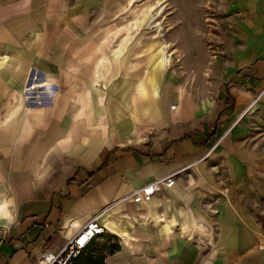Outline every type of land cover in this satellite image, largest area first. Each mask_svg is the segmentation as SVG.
Segmentation results:
<instances>
[{
    "label": "crops",
    "instance_id": "obj_1",
    "mask_svg": "<svg viewBox=\"0 0 264 264\" xmlns=\"http://www.w3.org/2000/svg\"><path fill=\"white\" fill-rule=\"evenodd\" d=\"M22 6V0H0V31L7 17L22 13ZM249 12L238 22L229 56L221 61L226 62L221 78L209 93L183 91L178 73L165 71L163 59V66L153 70V53L146 60L148 70L145 67L140 74L135 64L129 67L127 75L141 83L134 86L136 93L127 88L126 100L119 90L112 93L116 99L109 118L104 117L102 105L76 109L66 98L74 93L71 88H63L62 97L58 92L48 103L27 108L22 102V67L16 69L15 58L10 67L4 66L0 56V264H33L43 252L59 251L98 212L104 232L74 264H129L137 250L144 257L134 264H154L150 253L158 256V264L264 263L260 246L264 235L257 223L264 213H254L259 207L246 198L253 192L259 199L264 169L257 165L263 164L239 150L247 131L245 121L236 125L252 108L256 112L264 108L258 103L264 101L260 99L264 96V5L255 3ZM10 43L0 40V49ZM39 87L52 92L48 84ZM226 136L223 149L240 153L229 158L234 182L227 192L239 189L241 195L237 199L226 195L225 212L218 220L217 240L224 241L225 252H217L215 261H200L198 247L183 239L184 234L191 238L183 221L197 218L193 208L197 209L200 180H206L204 191L220 183L214 166L204 162L215 142ZM172 172H177L174 185L150 200L132 201L129 194L134 188ZM167 208L173 209L165 217L162 211ZM153 217L158 218L159 233L145 230L146 221ZM176 224L183 228L179 231ZM174 229L180 236L167 248V236ZM114 235L120 240L131 236L129 245L119 241L122 250L110 245L108 239ZM147 239L158 243L146 248ZM133 240H141L137 242L141 248H130Z\"/></svg>",
    "mask_w": 264,
    "mask_h": 264
},
{
    "label": "rangeland",
    "instance_id": "obj_2",
    "mask_svg": "<svg viewBox=\"0 0 264 264\" xmlns=\"http://www.w3.org/2000/svg\"><path fill=\"white\" fill-rule=\"evenodd\" d=\"M22 1V13L7 17V24H1L3 30L0 31V40L11 43L8 47L0 49V56L4 59L2 61H5L4 66L10 67L15 58L19 62L14 65L16 69L19 71L22 67L23 105L34 108L36 105L46 104L58 92L62 97L63 88H71V93H74L66 98L71 100L76 109L85 105L88 109L93 104L102 105L105 118L106 114L110 117V108L116 99L112 93L116 95L119 90L122 98L126 100L127 88H133L136 93L134 86L141 83V80L127 75L129 67L135 64V71L141 74L149 63L146 60L153 53V70L163 66V59L165 71L174 70L178 73V82L183 91L192 89L205 94L208 90L209 93L221 78L223 66L226 64L221 61L229 56L239 20L251 13L249 11L255 8V3L258 6L264 5V0ZM8 28L15 30L10 31ZM31 28L35 30L31 31ZM137 59L140 61L136 62ZM39 78L44 81L39 82ZM46 84L52 92L39 87ZM260 99L264 100V96ZM259 102L264 105V101ZM260 111L256 112V109L252 108L236 125L245 121L247 131V136L241 139L242 148L239 150L257 157L263 164H258L257 167L263 170L264 108ZM227 137L221 142H215L212 154L204 162L210 168L214 166L216 179L220 183H209L213 186L204 191L206 180H200L199 198L197 203L195 202L197 209L193 208L197 218H194L193 222L183 221L191 238L188 239L189 235H181L185 242L198 247L197 256L200 261L209 258L215 261L217 252H225L223 250L227 246L223 245L224 241L217 240L220 233L218 220L222 219L225 212L223 206L227 196L237 199L241 195L239 189H236L235 193L227 192L228 184L234 182L229 175L232 170L228 166L229 158L233 159L232 156L240 154L239 150L236 153H228V149H223ZM238 183L237 181L236 184ZM260 183L264 186V175L261 176ZM252 194L247 193L246 198L254 200L252 205L259 207L257 211L256 208L253 209L254 213H260L261 210L264 213V189L258 192L259 199ZM161 197L166 201L168 199L163 195ZM185 207L184 210L188 211V206ZM172 209H163L162 213L165 217L171 216ZM185 216L188 217V214L185 213ZM260 218L257 223L264 235V215H260ZM151 219L146 221L145 230L159 233L160 228L155 225L159 223L158 218ZM160 220L163 221V218ZM175 227L179 231L183 228L177 224ZM162 232L160 239L164 241L165 234ZM169 234L171 237L167 236V248L171 243L176 244L180 236L177 229ZM157 235L158 238L159 234ZM129 239L127 241L130 243ZM103 241H107L106 237ZM119 241L127 245L122 237L120 240L116 235L108 239L110 245H117L122 250L123 244H118ZM139 241L141 240H133L130 248H141L137 246ZM151 242L157 245L158 240L147 239L143 246H152ZM260 246L264 247V241ZM138 253L141 254V251L133 252L129 264H134L144 257ZM222 255L234 262L231 256ZM148 258L158 264V256L155 253H150Z\"/></svg>",
    "mask_w": 264,
    "mask_h": 264
},
{
    "label": "built area",
    "instance_id": "obj_3",
    "mask_svg": "<svg viewBox=\"0 0 264 264\" xmlns=\"http://www.w3.org/2000/svg\"><path fill=\"white\" fill-rule=\"evenodd\" d=\"M177 172L153 179L140 187L134 188L129 196L132 201L150 200L153 195L160 193L164 187H171L175 183ZM100 212L92 215L86 223L78 229L57 251L43 252L33 264H74L86 246L104 232V227L98 220Z\"/></svg>",
    "mask_w": 264,
    "mask_h": 264
},
{
    "label": "bare ground",
    "instance_id": "obj_4",
    "mask_svg": "<svg viewBox=\"0 0 264 264\" xmlns=\"http://www.w3.org/2000/svg\"><path fill=\"white\" fill-rule=\"evenodd\" d=\"M130 237H131V236H130ZM122 239H124L125 243H126L127 245H129V242L127 241V240H128V237H127V236H123ZM127 245H126V246H127Z\"/></svg>",
    "mask_w": 264,
    "mask_h": 264
}]
</instances>
